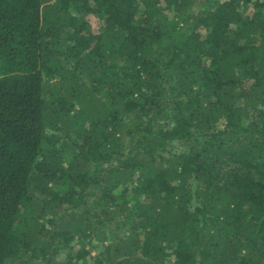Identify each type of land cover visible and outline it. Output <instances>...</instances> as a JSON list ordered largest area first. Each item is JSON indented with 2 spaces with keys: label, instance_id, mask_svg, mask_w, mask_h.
Returning <instances> with one entry per match:
<instances>
[{
  "label": "trees",
  "instance_id": "trees-1",
  "mask_svg": "<svg viewBox=\"0 0 264 264\" xmlns=\"http://www.w3.org/2000/svg\"><path fill=\"white\" fill-rule=\"evenodd\" d=\"M0 264H264V0H0Z\"/></svg>",
  "mask_w": 264,
  "mask_h": 264
},
{
  "label": "rangeland",
  "instance_id": "rangeland-1",
  "mask_svg": "<svg viewBox=\"0 0 264 264\" xmlns=\"http://www.w3.org/2000/svg\"><path fill=\"white\" fill-rule=\"evenodd\" d=\"M90 22H91V25L92 26L97 25V21L95 19H93V18L90 20Z\"/></svg>",
  "mask_w": 264,
  "mask_h": 264
}]
</instances>
